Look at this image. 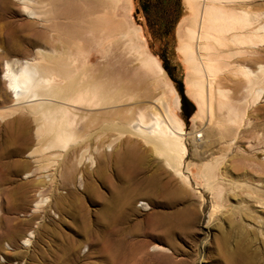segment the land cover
Returning a JSON list of instances; mask_svg holds the SVG:
<instances>
[{"label": "bare ground", "instance_id": "1", "mask_svg": "<svg viewBox=\"0 0 264 264\" xmlns=\"http://www.w3.org/2000/svg\"><path fill=\"white\" fill-rule=\"evenodd\" d=\"M117 1L119 0H0V9L6 11L19 5L32 19L26 22L32 29L30 33L22 35L13 29L4 33L5 54L21 55L23 58L14 62L6 61L3 76L8 80L13 102L5 109L0 108V118L13 116L18 112L23 115L15 117L4 127L6 140L3 146L0 145V168L4 170L1 171L3 178L6 170L20 172L31 165L30 161L17 159L9 162L4 158L25 152L32 158L37 156L41 148L43 155L51 153L45 158L56 167L61 155L75 138L88 136L93 133L94 122L104 121L111 122L125 133L142 137L145 143L153 146L154 152L169 170L179 177L186 176L183 167L187 153V132L184 131L181 120L170 112L164 91L156 96L143 90L141 92L146 93L144 98V94L139 95V92L138 96H135V82L124 81L122 71L103 72L97 65L88 64L89 49L104 40H108L109 46L115 49L122 45L123 48L128 47L129 52H140L137 29L129 27L115 15ZM246 1L184 0L192 16L182 26L185 38L177 49L191 70L190 75L186 77L189 85L187 93L198 105L199 115L196 114V117L201 118L207 107L210 110L208 123H223L218 125L216 131L210 128L207 133L197 132L196 136L204 137L199 140L202 144L209 138L213 139L216 134L231 138L234 142L237 136V131H233V127L236 128L234 124L242 121L245 114V111L240 109L252 108L263 98L264 62H261L260 55V45L264 43L262 0H250V4H246ZM35 24L40 26L36 27ZM247 27L251 28L250 32ZM33 47L36 49L33 50ZM246 53L251 55L249 65L246 64ZM79 57L84 60L80 62L82 59L79 60ZM225 63L232 66L231 75L240 76L226 77L232 84L231 87L224 86L221 82L224 80L216 77ZM143 65H155L162 70L153 56L145 58ZM125 76H128L127 73ZM131 99H134L132 105H127ZM149 107H152L153 111L147 114L143 109L147 110ZM114 140L110 138L107 142L103 139L95 145V149L112 150L110 155H113ZM83 151L88 152L89 145L84 147ZM125 151L137 150L130 145ZM124 163V168L118 173L129 178L128 180L136 178L140 169L128 162L125 166ZM99 165L103 167L102 164ZM213 168L215 167L209 164L206 170ZM144 183V194L146 183L152 190H157L153 181L145 178ZM166 184L161 181L159 191L163 192ZM130 189L122 191L120 198L117 196L108 200L98 191H93L96 197L102 200V207L100 206L94 218H91L92 215L88 214L84 203L81 202L77 219L78 233L82 238L76 240L70 237L64 243L60 241V250L72 253L65 263L74 264L78 261L80 245L83 251L89 252L87 256L90 257L94 242L98 247L96 253L105 264L121 263L130 255L126 247L128 245L130 256L136 253V244L146 249L153 240L176 246L172 237L189 229L193 222L187 219L188 215L181 217L176 214H155L156 217L145 219L144 233L148 236L147 239L145 237L129 244L128 240L122 237L130 227L129 214L133 208ZM8 195L11 201H14L11 202L13 209L25 208L21 205L23 203H15L14 193L8 192ZM63 199L62 195H58L56 201ZM37 205L38 203L35 207ZM139 205L149 208L144 201ZM58 207L63 209L62 203H58ZM14 222H9L2 234L12 246L11 249H6L8 259L19 257V248L30 244L33 233L25 236L19 224L23 223V220L16 217ZM100 231V234H96ZM128 231L130 234H138L135 227ZM109 232L110 235L107 234ZM56 236L57 240H66V236L61 232L56 233ZM158 247L152 245L154 250ZM247 248V244L240 243L235 251H230L225 260L221 259V264H255L253 255ZM17 250L19 252H16ZM84 263L85 261L82 264Z\"/></svg>", "mask_w": 264, "mask_h": 264}, {"label": "rangeland", "instance_id": "2", "mask_svg": "<svg viewBox=\"0 0 264 264\" xmlns=\"http://www.w3.org/2000/svg\"><path fill=\"white\" fill-rule=\"evenodd\" d=\"M163 2L167 3L168 12L155 9V13L152 12L151 16H157L162 20L169 14L173 21L169 24V29L165 28L164 32L160 33L146 25L148 11L146 0L117 1L114 8L115 15L125 21L129 27L137 29L140 52H129L128 47L123 48L122 45L115 49L109 46L108 40H104L89 49L88 64L97 65L103 72L122 71L124 81L135 82V96H138L137 92L139 95L144 94L143 98L146 93L157 96L164 91L170 112L181 120L183 129L187 132L185 134L187 153L183 167L186 176L179 177L169 170L154 152L153 146L145 143L142 137L125 133L107 121L94 122L93 133L75 138L61 155L56 167L45 158L51 153L43 155L41 148L37 156L32 158L27 152L6 157L5 161L7 159L9 162H14L18 159L24 162L30 161L31 165L20 172L6 170L5 178L1 173L4 170L0 168V264H70L65 261L72 253L62 252L59 245L60 241L64 243L70 237L76 240L82 238L78 233L77 219L81 202L84 203L88 214L92 215L91 218H94L102 207V200L96 197L93 191H98L108 200L117 196L120 198L122 191L126 192L130 188L133 208L129 214L128 230L135 227L138 234H130L128 230L124 235L121 234L129 244L131 241L137 242L145 237L147 239L148 236L144 233L147 218L156 215L173 216L175 213L182 214L194 209L195 219L193 218L189 229L180 231L172 237L176 243L175 247L168 242L153 240L154 243H150L146 249L136 244V253L130 256V246L127 244L130 255L119 264H221V259L225 260L230 251H235L242 242L244 245L247 244L255 264H264V94L262 100L252 108L240 109L245 111V114L242 121L234 124L236 128L233 127V131H237L234 142L231 138H224L218 134L203 144L199 142L204 137L196 136L197 132L205 133L210 128L216 131L218 125L221 126L223 123L209 124L210 110L207 107L201 118L195 116L199 115V108L195 99L187 93L189 85L186 82L191 70L188 62L177 49L181 40L185 38L182 26L192 13L184 0L176 3H171V0H163ZM246 4H250V0H247ZM261 11L264 22V0ZM31 20L19 5L6 11L0 9L1 109L7 108L13 102L8 80L3 76L6 61L14 62L23 58L21 55L5 54L4 33L10 29L22 35L30 33L32 29L26 22ZM35 26L40 25L35 24ZM250 29L247 27L248 32ZM35 49L36 47H33V50ZM260 55L261 62H264V43L260 45ZM150 56L157 59L162 70L155 65H143L145 58L148 59ZM250 57V53H246L248 65ZM79 60L82 62L84 59L79 57ZM222 68L216 77L224 80H221L224 86L231 87L232 84L226 77L240 76L231 75L233 70L228 63ZM125 72L128 76H125ZM143 90L146 93L141 92ZM181 95L188 101L187 110L179 105ZM130 101L127 105H132L134 99ZM151 108L143 110L148 114L153 111ZM22 115L23 113L18 112L13 116L0 118L1 146L6 140L5 125ZM110 138L115 139L113 155H110L112 150L95 149L99 141L103 139L107 141ZM85 145H89L88 152L83 151ZM130 145L137 151H125ZM123 162L125 166L128 162L131 166L140 169L136 178L128 180L129 178L118 173L124 168ZM209 164L215 167L213 171L206 170ZM145 178L153 181L157 190H152L146 183V194H144ZM161 181L164 184L168 182L163 192L159 191ZM8 192L14 193L15 203H23L21 205L25 208L13 209L11 202L14 201H11ZM74 192L76 195L73 194ZM58 195H62L64 199L57 202ZM142 201L146 202L149 208L144 206L142 208L139 205ZM36 203H38L37 207H35ZM58 203H62L63 209L58 207ZM16 217L23 220V223L19 224L25 236L28 237L31 232L33 233L30 244L19 248V257L8 259L6 249L7 247L11 249L12 246L2 234L9 222L15 223ZM60 232L66 236V240L62 238L57 240L56 233ZM100 233L101 231L96 234ZM107 234L110 235L111 232ZM95 245L94 242L90 257L87 256L89 252L83 251L80 245L78 256L81 260L78 259L74 264H82L83 261L84 264H105L96 253L98 247ZM152 245L159 247L154 250Z\"/></svg>", "mask_w": 264, "mask_h": 264}, {"label": "flooded vegetation", "instance_id": "3", "mask_svg": "<svg viewBox=\"0 0 264 264\" xmlns=\"http://www.w3.org/2000/svg\"><path fill=\"white\" fill-rule=\"evenodd\" d=\"M146 1H147V9H148L146 15V25L151 29L159 31L160 33L164 32V29L168 28L169 24L173 21L172 16L171 15L169 16V14L166 13L167 15L163 17V19L161 20L157 16L156 17L155 16L153 17V15L151 16V13L154 12L155 9H161L164 13L168 12V9H166L168 8L167 3L163 2V0H146ZM178 1L179 0H171V3H176ZM179 105L184 110L188 109L189 106L188 101L183 97V95H181V100L179 101Z\"/></svg>", "mask_w": 264, "mask_h": 264}, {"label": "crops", "instance_id": "4", "mask_svg": "<svg viewBox=\"0 0 264 264\" xmlns=\"http://www.w3.org/2000/svg\"><path fill=\"white\" fill-rule=\"evenodd\" d=\"M176 214V213H175ZM174 214V215H175ZM176 215H181V217L184 215V217L185 216H189V218H187L188 220L190 219L191 221H193L194 219H195V211H194V209L193 210H189V211H185V212H183L182 214H180V213H177ZM183 217V218H184ZM194 218V219H193Z\"/></svg>", "mask_w": 264, "mask_h": 264}]
</instances>
